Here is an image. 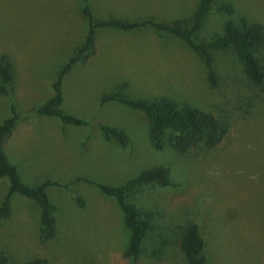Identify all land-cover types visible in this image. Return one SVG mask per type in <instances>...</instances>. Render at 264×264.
<instances>
[{"label": "rangeland", "instance_id": "rangeland-1", "mask_svg": "<svg viewBox=\"0 0 264 264\" xmlns=\"http://www.w3.org/2000/svg\"><path fill=\"white\" fill-rule=\"evenodd\" d=\"M228 1L234 5L232 19L244 17L264 25V0ZM196 3L89 0L95 21L150 19L183 27L190 26ZM81 4V0H0V55H8L15 70L12 98L19 117L4 150L24 183L70 185L84 203L79 206L70 190L49 188L57 236L42 244L39 207L14 195L10 219L0 223V252L10 253L14 264L34 257L58 264H130L123 257L128 232L116 201L78 180L122 186L150 168L170 165L181 186L177 191L159 187L150 203L162 213L158 231L163 227L169 234L170 252L179 257L175 227L193 219L203 230L211 264H264V93L243 89L241 95L256 96V103L252 113L240 111L241 98L233 94L234 87L224 84L234 60L230 52L214 53L213 67L222 82L212 88L199 58L177 38L160 36L149 27L134 32L100 28L95 55L72 69L63 82L62 109L87 126H63L57 119L36 114L52 96L56 74L84 38L87 23ZM226 19L214 7L196 41L222 34ZM123 82L131 98L170 97L210 112L227 125L228 134L210 151L193 150L184 156L169 149L156 151L141 112L117 103L100 104L102 95ZM233 98L239 101L235 110L227 104ZM8 117L9 99L0 96V123ZM99 124L122 130L130 139L129 147L105 141ZM7 189V180L0 179V202ZM144 199L131 197L138 205ZM179 260L155 264H184Z\"/></svg>", "mask_w": 264, "mask_h": 264}, {"label": "trees", "instance_id": "trees-1", "mask_svg": "<svg viewBox=\"0 0 264 264\" xmlns=\"http://www.w3.org/2000/svg\"><path fill=\"white\" fill-rule=\"evenodd\" d=\"M81 1L80 11L87 23L84 38L56 74L52 84V96L36 109L37 115L57 119L63 126H87L84 120L62 109L63 82L72 69L85 64L95 55L96 31L100 28L134 32L149 27L160 36L170 35L177 38L199 58L212 88H219L222 82L214 70L213 55L215 52H230L234 60L227 69L224 84L229 83L231 88L234 87L233 94L241 98L240 111L244 114L252 113L256 103L253 98L256 96L241 95L242 90L264 93V25L244 17L238 21L232 19L234 5L230 1L196 0L195 12L189 27H183L179 23L166 25L150 19L133 22L116 19L95 21L89 0ZM214 7L217 13L227 16L223 32L207 41L198 42L195 37L204 27ZM14 76L15 70L10 57L6 54L0 55V96L8 97L10 110V117L0 123V179H6L8 182L7 193L0 202V223L4 224L10 219V204L14 195L31 200L40 209L38 239L45 244L57 236L56 221L53 216L55 208L48 197V189L65 188L70 190V194L76 198L79 206H83L84 203L81 197L72 191L70 185L64 186L57 181H45L34 185L24 183L17 167L10 162L4 144L12 135L19 120L12 98ZM127 89L128 84L123 82L113 92L102 95L100 104L117 103L141 112L148 121L149 143L156 151L169 149L181 156L193 150L210 151L218 147L228 134L227 125L210 112L170 97L131 98L126 93ZM238 102L235 103L233 98L229 99L227 104L235 110V106L236 109L239 108ZM98 128L105 141H115L124 149L129 147L130 139L122 130L105 124H99ZM78 181L94 186L103 196L116 201L122 215V224L128 232L123 257L130 264H139L143 260L155 264L172 259L180 263L179 258L184 264H211L203 230L193 219L175 227L176 243L178 242L176 247L180 249L179 257L170 252L169 234L165 233L163 227H160L161 232L158 231L157 224L162 218V213L150 204L154 201L151 196L154 194L153 191L158 190L159 187L177 191L181 186L176 181L170 165L150 168L122 186H109L86 179ZM139 195L145 196L142 205L131 201V197ZM153 238L162 240L160 243H148ZM25 261L24 264H58L40 257ZM0 264H14L10 253L0 252Z\"/></svg>", "mask_w": 264, "mask_h": 264}]
</instances>
